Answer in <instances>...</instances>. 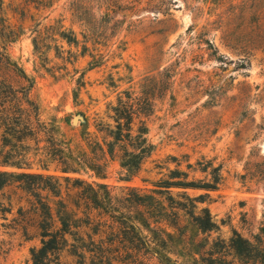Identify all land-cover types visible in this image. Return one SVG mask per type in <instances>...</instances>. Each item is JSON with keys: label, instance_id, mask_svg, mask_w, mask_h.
I'll return each instance as SVG.
<instances>
[{"label": "rangeland", "instance_id": "374dc122", "mask_svg": "<svg viewBox=\"0 0 264 264\" xmlns=\"http://www.w3.org/2000/svg\"><path fill=\"white\" fill-rule=\"evenodd\" d=\"M0 22L26 76L2 71L0 264L45 231L48 264H259L232 240L264 245V0H0Z\"/></svg>", "mask_w": 264, "mask_h": 264}, {"label": "trees", "instance_id": "16d2710c", "mask_svg": "<svg viewBox=\"0 0 264 264\" xmlns=\"http://www.w3.org/2000/svg\"><path fill=\"white\" fill-rule=\"evenodd\" d=\"M0 25H2L3 30H5V25L0 22ZM1 31V29H0ZM3 37V36H2ZM4 46H0V108L4 109L2 116V123L5 125L7 129H9L13 124H15L14 120V114L11 113V107L17 106L15 104V99L12 94L15 93L12 86L8 83V80L2 77V71L9 70L12 72H19L23 77L25 76L24 71L17 66L15 62H13L10 58V56L7 54V48L6 43H4ZM8 106V107H7ZM8 108V109H7ZM10 108V109H9ZM1 121V120H0ZM16 121V120H15ZM122 128L119 125V132L115 135V140L120 142L124 138L122 136ZM132 158L135 159H141V154H131ZM134 162H130L129 164H132ZM139 166V161H136L133 165L129 166L130 169H136ZM12 177L8 173H0V191L7 186V184L10 182L9 178ZM219 182V177L216 176L214 178V184H196L193 182L190 183H171L169 184L170 187H181L183 189H189V188H200V189H206V190H214L216 189V186ZM204 217H197L194 218L197 225L202 229L203 231H210L215 227V224L212 222L210 213L208 210H204ZM44 217L51 219L52 214L49 210L43 211ZM65 231V230H64ZM264 239V223L261 228V237L260 241L263 242ZM264 244V242H263ZM232 246L235 249V251L241 255L244 256L247 259H253L256 260L259 264H264V245H261L260 247H254L253 244H251L250 241L244 240L240 235L236 234V238L232 240ZM59 249V236L58 233H51L48 231H45L42 234V247L32 252L33 257V264H48V257L51 253L57 251Z\"/></svg>", "mask_w": 264, "mask_h": 264}, {"label": "water", "instance_id": "95a60500", "mask_svg": "<svg viewBox=\"0 0 264 264\" xmlns=\"http://www.w3.org/2000/svg\"><path fill=\"white\" fill-rule=\"evenodd\" d=\"M77 121V119L76 120H74V123Z\"/></svg>", "mask_w": 264, "mask_h": 264}]
</instances>
